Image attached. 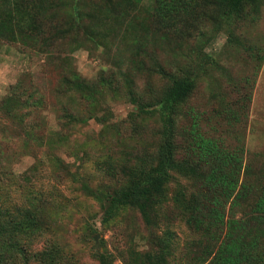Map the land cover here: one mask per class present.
Segmentation results:
<instances>
[{
  "label": "trees",
  "instance_id": "16d2710c",
  "mask_svg": "<svg viewBox=\"0 0 264 264\" xmlns=\"http://www.w3.org/2000/svg\"><path fill=\"white\" fill-rule=\"evenodd\" d=\"M131 1L89 0V5L95 12L117 18L127 12ZM263 1L169 0L162 9L160 2L153 0V9L162 14L159 18L162 21L168 19L173 25L180 21L183 28L191 24L189 20H181L183 13L198 12L217 27L216 32L221 26L226 27L227 44L242 47L244 43L234 34V27L256 13ZM86 7L87 0H0V41L27 39L21 41L38 50L68 34L72 42L80 41L81 35L82 41H96L98 35L84 23L88 16ZM147 18L148 14L141 18L146 26L150 23ZM57 19V23H52ZM43 22L48 30L43 28ZM216 36V33L202 31L191 36L197 42L196 53L200 54L199 72L191 70V58L186 64L170 66L167 70L159 65L153 53L146 51L137 53L149 60V64L144 58L139 60V70L158 75V85L148 81L142 90L137 89L122 71L118 72L123 77L127 95L136 96L135 111L126 121L130 133L145 129L149 142L139 157L128 150L96 155L87 166L91 173H80L84 157L83 153L79 156V150L74 147L68 148L73 158L71 163L54 153L55 147L64 146L61 132L55 136L53 132L37 135L38 128L28 121V115L42 103L40 98L29 100L28 91V98H24L25 93H18L14 87L0 97V116L18 120L20 127L11 135L0 127V144L17 137L25 145L35 141L45 147L44 158L34 162L23 177L28 185L34 184V177L43 178L39 168L45 160L50 167V178L57 182L56 186L53 184L55 188L67 181L78 184L83 195L99 205L103 224L108 225L124 214L140 216L149 231L150 248L130 251L132 264H171L176 248L173 232L165 230L158 235L155 231L162 224L168 227L174 220L198 237L190 242L197 249L183 258L184 264H264V172L260 168L255 171L250 164L243 165V148L230 149L221 140L207 136L201 129L199 117L193 109H187L196 79L205 69L203 65L218 67L211 54L203 53V48ZM258 54L255 53V59L262 60ZM173 67L176 70H172ZM68 75L59 80L62 85L59 92L79 96L88 106L86 120L93 119L107 129L114 128L108 123L110 117L106 116V110L100 108V88L111 87L114 73L110 78H99L95 84L81 81L75 73ZM99 112L102 114H97ZM63 117L83 122V118L66 110ZM149 120H153V126L144 127ZM4 173L6 170L0 166V177ZM179 177L188 185L178 181ZM92 181H97L94 186L90 184ZM172 182L176 183L173 190L170 189ZM43 205L41 198L26 205L9 203L0 186V264H73L61 258L56 245L49 244L41 250L35 248L38 239L50 228ZM99 248L92 253L96 262L115 264L114 256Z\"/></svg>",
  "mask_w": 264,
  "mask_h": 264
},
{
  "label": "rangeland",
  "instance_id": "374dc122",
  "mask_svg": "<svg viewBox=\"0 0 264 264\" xmlns=\"http://www.w3.org/2000/svg\"><path fill=\"white\" fill-rule=\"evenodd\" d=\"M157 1L162 9L169 4V0ZM87 3L85 11L88 16L84 23L98 35L96 41H82L81 35L80 41L72 42L68 34L39 50L21 41L27 39L0 41V97L14 87L18 93H25L24 98H28V91L29 100H42L30 112L28 121L37 126V135L62 133L60 139L65 143L55 147L56 155L71 163L73 158L68 148L79 150V156L83 153L84 157L80 173H91L87 166L99 154L128 150L135 157L141 156L149 139L145 129L130 133L126 121L135 111L136 96L127 95L123 77L118 72L122 71L137 89L142 90L148 81L158 85V75L139 70L138 61L146 58H141L137 54L139 51L153 53L159 65L167 70L171 69L170 66H182L191 58V70L199 72L200 54L196 53L197 42L191 36L202 31L217 35L203 48V53L211 54L218 67L203 65L205 69L196 79L187 109H193L199 117L201 129L207 136L221 140L230 149L243 148V165L250 164L255 171L260 168L264 172V1L256 13L234 27V34L244 43L242 47L227 44L229 34L226 27L223 25L216 32L217 27L198 12L183 13L181 20L191 21L183 28L180 21L173 25L168 19L167 22L159 19L162 14L154 12L153 0H132L127 12L117 18L95 12L89 0ZM143 13L148 14V26L141 19ZM43 28L48 30L44 22ZM256 52L263 57L262 60L255 59ZM145 62L149 64L148 58ZM174 67L172 70H176ZM69 73H75L85 83L94 84L100 81L99 78L107 79L114 73L111 87L100 88V108L106 110V116L110 117L108 123L114 128L107 129L93 119L86 120L88 106L79 96L59 92L62 88L59 80ZM64 110L83 118V122L67 120L63 117ZM153 124V120H149L144 127ZM0 127L7 130V135L20 129L18 120L5 116H0ZM149 127L146 129L150 130ZM44 151L45 147L39 143L28 141L25 145L17 137L0 144V166L6 170L0 177V186L7 202L26 205L35 199L43 200L50 228L44 237L38 239L36 249L53 244L61 251V258L70 263L98 264L92 253L100 247L101 252L107 251L114 256L115 264H132L130 251L150 248L147 242L149 231L138 214H124L108 225L103 224L99 205L83 195L78 184L67 181L55 188L57 182L50 178V167L45 160L39 168L43 178L36 180L34 177V184L28 185L23 177L34 162L44 158ZM72 169L75 170L76 166ZM177 180L188 185L180 177ZM96 182L90 184L94 186ZM175 187L176 183L172 182L170 189ZM165 230L173 232L176 247L174 260L170 258V263L184 264L183 258L197 249L190 242L198 237L175 220L166 228L162 224L155 233L162 235Z\"/></svg>",
  "mask_w": 264,
  "mask_h": 264
}]
</instances>
